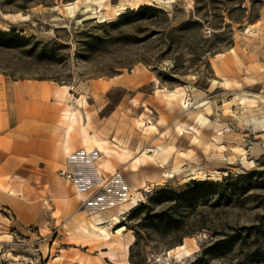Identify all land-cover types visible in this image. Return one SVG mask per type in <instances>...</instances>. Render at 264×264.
I'll use <instances>...</instances> for the list:
<instances>
[{
  "label": "rangeland",
  "instance_id": "374dc122",
  "mask_svg": "<svg viewBox=\"0 0 264 264\" xmlns=\"http://www.w3.org/2000/svg\"><path fill=\"white\" fill-rule=\"evenodd\" d=\"M76 1L0 0V264H264V0H127L107 21L84 20L93 0L71 16ZM65 84L92 132L142 157L138 170L109 164L79 126L64 156ZM207 180L221 193L181 197ZM181 244L189 256L169 254Z\"/></svg>",
  "mask_w": 264,
  "mask_h": 264
},
{
  "label": "bare ground",
  "instance_id": "6f19581e",
  "mask_svg": "<svg viewBox=\"0 0 264 264\" xmlns=\"http://www.w3.org/2000/svg\"><path fill=\"white\" fill-rule=\"evenodd\" d=\"M78 1L79 0H77L76 2H70L65 4V9L68 11V13L71 16H75L80 9L79 7L80 5ZM141 1H143V4H151L146 0H141ZM159 1L172 2L174 0H159ZM128 4L132 6L133 2L123 0L119 4L113 5L112 0H93V3L85 5V11L87 12V16L85 17L84 20L99 18L101 19V21H107L108 19H113L114 15L121 14L120 11L127 9ZM5 17L10 20L11 17L12 19L17 18L16 14H11V13L5 14ZM23 17L28 18V16H23ZM71 91H72V86L68 84L63 85L62 89H57L55 91L56 97H58L60 100L67 102V106L62 111V119H61V122L63 124L62 127L64 130V137L60 147L63 151L64 156L67 158L72 157L73 154L71 149V137L73 131H75L76 128L79 126L85 142L90 143L91 141H93L97 143L98 146L103 148V150L105 151V155L108 157L107 161L109 164L111 163V157L115 155L124 156L125 157L124 159L126 161L132 159L133 161L131 162V164L133 170H138L142 161V157L140 155H133V152L129 148L122 147L118 143H115L108 138L101 137L96 132H92L91 123L90 121L86 120L85 114L81 110L85 99L83 98V96L81 98L74 97ZM170 93L171 94L169 101H173L175 97H178L179 94H181V91L171 90ZM45 96H48V92H45ZM183 104H185V107H187L190 105V102L185 100L183 101ZM87 119L89 120V118ZM185 129L186 126L182 125L181 130H185ZM88 148L90 149L89 150L90 153L93 152V150H91L92 149L91 146L88 145ZM115 173L118 172L115 171ZM76 185L78 187V190L81 191L80 183L78 181L76 182ZM145 187H148L147 182L146 181L140 182V186H138L137 184L135 188H133V190L127 192V194L124 196V198L121 201L116 203L118 206H117V212L112 218L113 225H118L121 221V215L126 214L127 212L132 210L136 205H138L139 201L143 199V194L141 189ZM59 188H61V190ZM63 188H65L63 181L59 178H56L54 181V186L52 187V191L58 192L56 194V197L59 198L60 200L64 199ZM93 228L90 226L88 227L87 225L86 226L82 225L80 229L85 234L88 233L91 235H96V234L103 235L106 238L111 239L112 232L106 226H98L99 230H95ZM124 229L125 226H120L118 232L122 233ZM172 252H175L176 256L180 258H184L191 254V251L190 249L187 248L186 244H181L171 249L169 251V254H171Z\"/></svg>",
  "mask_w": 264,
  "mask_h": 264
},
{
  "label": "trees",
  "instance_id": "16d2710c",
  "mask_svg": "<svg viewBox=\"0 0 264 264\" xmlns=\"http://www.w3.org/2000/svg\"><path fill=\"white\" fill-rule=\"evenodd\" d=\"M0 34L2 35H7V32H3L0 31ZM196 183V182H195ZM196 184H198L200 186V191H196L195 189H193L192 191H189L188 193H186L185 195H182V198H195V199H201L204 200L206 198L207 195H213L215 193L220 192L222 188L224 187L223 183L221 182H214L211 180H207V181H202V182H197ZM223 193L225 194V190L223 189ZM167 196V198H169L168 200H173L172 197L176 195V193L174 191H163L162 193L158 194L157 197H162V196ZM156 197V199H157ZM194 200V199H192ZM221 244L223 243H228L229 241H227V239H223L221 241H219ZM231 247V245H230ZM196 261H200V259L196 260Z\"/></svg>",
  "mask_w": 264,
  "mask_h": 264
},
{
  "label": "built area",
  "instance_id": "2783aa9c",
  "mask_svg": "<svg viewBox=\"0 0 264 264\" xmlns=\"http://www.w3.org/2000/svg\"><path fill=\"white\" fill-rule=\"evenodd\" d=\"M72 174H73V173H69V174H68V177L71 178V177L73 176Z\"/></svg>",
  "mask_w": 264,
  "mask_h": 264
}]
</instances>
